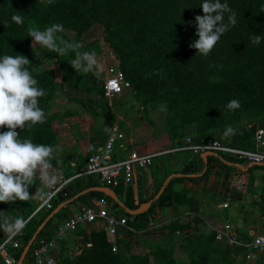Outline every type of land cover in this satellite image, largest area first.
Masks as SVG:
<instances>
[{
  "label": "trees",
  "instance_id": "trees-1",
  "mask_svg": "<svg viewBox=\"0 0 264 264\" xmlns=\"http://www.w3.org/2000/svg\"><path fill=\"white\" fill-rule=\"evenodd\" d=\"M202 3L203 0H53L48 4L47 0H0V56L24 55L29 59L26 67L37 79L38 87L46 92L39 98V106L45 113L53 99L64 96L81 104L94 116L103 117L105 123L113 127L117 115L112 107L121 106L124 99L134 98L143 106L166 102L173 113L167 125V134L173 141L182 146L185 135L191 133L194 143L208 142L215 137L219 126L231 121L232 115L245 111L264 113V40L253 45L250 39L253 35L264 36V0H221L235 11L237 24L221 36L207 56L190 47L198 39L195 17L204 14ZM13 15L22 16L23 23L14 22ZM227 16L225 13V23ZM32 22L41 29L62 24L63 28L75 31L78 39L95 26H101L119 62L116 73H121L131 88L117 96L113 100L116 103L110 106L104 97L105 84L91 73L83 81L73 77L65 85L57 83L52 70L37 72L42 59L32 49L29 36ZM80 51H91L90 46H82ZM74 58V52L64 55L69 64ZM233 99L239 100L241 106L229 111L225 105ZM7 130L6 127L0 129ZM17 131L21 139H31L33 143L51 146L55 140L47 118L42 124ZM225 145L254 151L255 136L246 131L236 132ZM218 154V158L211 156L206 161L201 155H195L173 175L166 171L160 177L165 168H156L153 192L148 198H140L138 204L131 185L126 189L122 207L109 196L91 191L107 187L99 179L92 175L74 178L77 171L67 172V179H74L51 200V209L38 211L40 199L47 195L36 187L33 189L36 196L28 201L0 203V217L27 221L19 249L12 250L15 260L19 262L37 230L60 205L106 200L112 206L113 215L127 219V228L123 231L126 237L117 239V251L106 230L93 231L92 255L77 263L63 256L59 264H178L177 247L188 255L189 264H246L245 248L217 240L215 230L198 229L203 224L201 197L182 187L187 180H209L214 162L238 171L241 169L236 165L245 164L234 155ZM255 169L264 170V167L254 166L247 171ZM162 188H165L164 193L156 199ZM29 192L32 195L30 188ZM167 196L171 199L174 216L163 226L165 241L150 245L149 252H142L140 235L150 229L152 209ZM147 202H152L147 212L134 216L126 211L138 210ZM186 207L189 211L182 213L181 209ZM260 210L264 216V195ZM68 220L66 206L48 221L37 242L54 239L58 227ZM3 232L0 229V244L6 240L7 232ZM30 256L31 252L24 264H29ZM0 264L5 263L0 261Z\"/></svg>",
  "mask_w": 264,
  "mask_h": 264
},
{
  "label": "crops",
  "instance_id": "crops-1",
  "mask_svg": "<svg viewBox=\"0 0 264 264\" xmlns=\"http://www.w3.org/2000/svg\"><path fill=\"white\" fill-rule=\"evenodd\" d=\"M115 131L122 134L124 138L117 140L112 150L107 151V143L115 134ZM169 145L172 149L179 146L167 136L160 140H151L147 144L139 143L134 138L125 141V134L120 130L117 121L113 127H110L106 123L99 128L96 126L84 127L80 129L77 139L72 142V147H75V149L69 155L68 172L77 171L78 174L74 177L76 178L84 170L88 156L95 153L104 155L109 153L113 160H122L132 152L143 155H155L158 154L160 149L169 147ZM172 154L173 156L167 162V168L160 172V177H163L166 171L170 175L175 174V172L183 167L185 162L194 157L190 152ZM244 163L243 166L236 165V167L241 169L240 172L238 170H229L222 164L214 162L211 165L212 174L209 180H187L183 182L182 187L201 197V218L203 224L198 229L207 228L209 230H216L226 224H230L240 243L247 245L253 241L254 237L264 236V216L260 210L261 196L264 195V170L255 169L247 171V168L254 167L255 165ZM150 170L139 176L131 184L136 204H138L140 198H148L153 192L155 180L153 171L151 172ZM61 179L70 180L65 176H61ZM127 188L128 186L121 183L119 187L112 189L123 204ZM49 193L46 195L48 196ZM99 202L100 200H93L91 203L82 202L71 206H68L67 203L64 204L67 206V214L70 219L77 216L82 208L87 206L97 207ZM107 209L112 214V206L109 202ZM188 211V207L181 209L182 213H187ZM173 216L172 202L170 197L167 196L150 213V229L140 235L143 241L141 249L149 252V246L154 245L155 242L147 239H149L150 235L154 234L165 235L163 226ZM100 230H104V221L102 220L93 225L83 226L75 233L69 234L60 240L57 248L51 252V257L55 260V264H59L63 256L69 257L74 263H77L92 255L91 233ZM123 231L124 229L120 231L118 238L123 239L126 237ZM241 247L245 248V252L248 254V249L244 246ZM175 259L178 264H189L188 255L179 247L176 249ZM246 264H264V252H258L255 259L249 261L246 259Z\"/></svg>",
  "mask_w": 264,
  "mask_h": 264
},
{
  "label": "clouds",
  "instance_id": "clouds-1",
  "mask_svg": "<svg viewBox=\"0 0 264 264\" xmlns=\"http://www.w3.org/2000/svg\"><path fill=\"white\" fill-rule=\"evenodd\" d=\"M52 2L47 0L48 4ZM200 7L204 14L195 17L198 39L190 47L207 56L221 36L237 24V19L235 11L227 3H221V0H203ZM225 13L228 14L227 23ZM12 20L23 23V17L19 15H13ZM60 32H63V25L52 24L43 30L30 31L29 36L33 39V45L38 44L59 56L74 52L75 58L69 62L77 73L99 75L104 71V65L98 60L95 50L80 51V43L63 39L57 35ZM250 39L253 45H259L264 36L253 35ZM28 64L29 59L24 55L0 56V129H8L0 131V203L31 199L34 195H30L29 187L37 177L48 185L55 182L54 177H49L48 170L52 168L51 160L56 149L50 145L33 143L31 139H21L17 131L18 128L23 131L46 121V113L39 106V98L45 96L46 92L38 87L37 79L26 67ZM240 106L237 99L225 105L229 111ZM166 110V105H160V111ZM227 131L234 132L231 127ZM26 223L24 218L0 217V229L9 235L20 233Z\"/></svg>",
  "mask_w": 264,
  "mask_h": 264
},
{
  "label": "rangeland",
  "instance_id": "rangeland-1",
  "mask_svg": "<svg viewBox=\"0 0 264 264\" xmlns=\"http://www.w3.org/2000/svg\"><path fill=\"white\" fill-rule=\"evenodd\" d=\"M32 30L40 29L34 22L31 23ZM68 41H75L82 46H90V50H95L98 60L104 65V71L99 75L92 74L99 80L105 81L110 78L118 70L119 62L117 60L114 49L106 40V34L101 26L97 25L80 39L77 38V33L71 29L63 28V32L57 34ZM33 52L41 57V61L37 66V72L44 70H52L55 74V79L58 84H66L73 77L83 81L87 74L77 73L76 70L64 59V56H59L51 50L42 48L38 44L33 45ZM131 88V86H130ZM129 88V89H130ZM128 89V90H129ZM96 99L98 96L92 95ZM116 103L115 101L113 102ZM160 105H166V111H160ZM113 110L117 115V123L119 128L125 134V141L131 138L136 139L139 143L147 144L151 140H160L166 136L173 141L167 134V125L169 120L173 117V113L169 110L166 102L159 105L143 106L136 102L134 98L124 99L121 106H113ZM230 122L219 126L217 133L210 141H221L228 143L236 132L246 131L255 136L257 130L263 129L264 113L263 112H241L239 115H232ZM46 118L51 123L55 132V140L51 146L56 151L54 158L51 160L52 168L48 170L50 178L54 177L55 182L51 185L42 183L39 177L36 178L35 183L29 188L32 195L36 196L33 192L34 187L41 188L46 195L50 191V187L58 186L61 176L67 177L69 169V155L73 153L75 147H72V142L77 139L81 128L84 127H101L105 123V119L101 116H94L84 109V107L76 102L69 101L64 96L57 97L50 102L49 108L46 111ZM231 127L234 132L228 133L227 129ZM78 133V134H75ZM192 134L187 133L183 138L185 143ZM175 142V141H173ZM172 150L171 146L160 149L158 153L168 152ZM172 153H168L155 158L151 172L156 168H167V162L172 157ZM161 170V169H160ZM6 231L4 230L3 233ZM149 241H154V244H163L165 235L154 234L150 235ZM143 252L144 250L141 249ZM181 264V263H180Z\"/></svg>",
  "mask_w": 264,
  "mask_h": 264
},
{
  "label": "built area",
  "instance_id": "built-area-1",
  "mask_svg": "<svg viewBox=\"0 0 264 264\" xmlns=\"http://www.w3.org/2000/svg\"><path fill=\"white\" fill-rule=\"evenodd\" d=\"M129 88L130 83L125 77L121 73L115 72L114 75L105 81L104 97L109 102V105L112 106L113 100ZM123 138L122 134L115 131V134L107 143L106 150L111 151L117 140ZM255 146L254 151H248L234 149L216 140L196 144L192 138H188L182 146H177L168 152L155 155H143L132 152L122 160H113L109 153L105 155L95 153L88 156L84 170L76 178L92 175L111 189L119 187L121 183L129 186L139 176H142L151 169L155 158L168 153L178 152H190L194 156L207 152H221L234 155L239 160L248 164L262 165L264 164V129L257 130L255 134ZM73 179L61 180L58 186L50 187L48 196L40 200L41 205L38 211L42 208L51 209V200ZM107 207L108 202L106 200H100L97 207H84L77 216L70 218L58 227L57 235L54 239H41L38 242L36 240L30 250L29 264H55V260L51 257V252L57 248L59 240H62L69 234L75 233L83 226L96 224L100 220L104 221V230H106L109 240L114 245V251H117V238L120 231L127 228V219L116 217L108 211ZM215 231L217 233V240H226L230 246L246 247L248 249L246 257L248 261L255 259L258 252H264V236L254 237L250 244L242 245L230 224H226ZM23 234V230L16 235H9L7 233L6 240L0 244V261H3L5 264L18 263L12 254V250L19 249L20 239Z\"/></svg>",
  "mask_w": 264,
  "mask_h": 264
},
{
  "label": "water",
  "instance_id": "water-1",
  "mask_svg": "<svg viewBox=\"0 0 264 264\" xmlns=\"http://www.w3.org/2000/svg\"><path fill=\"white\" fill-rule=\"evenodd\" d=\"M202 158L206 161L208 157H216L218 158L219 157V154L217 153H214V152H207V153H203L202 155ZM255 166H262L264 167V164L262 165H255ZM164 189L163 188L160 193L158 194V196L156 197V199H159L161 197V195L164 193ZM91 191H97V192H100V193H103L107 196H109L110 198H112L114 201L116 202H119L120 205L122 207H124V204L121 203L117 197V195L114 193V191L110 188H107V187H101V188H94V189H91ZM66 206V204H62L60 205L51 215L50 217L46 220V222H44L40 228L37 230V232L35 233V235L33 236V238L30 240V242L28 243V245L26 246V248L24 249L23 253H22V256L19 260V262L17 264H23L25 258L27 257V255L29 254L31 248L33 247L34 243L36 242L40 232L42 231V229L45 227V225L48 223L49 220H51L56 214H58L60 212V210L62 208H64ZM152 207V202H147V203H144L140 206V208L138 210H135V211H130L128 209H126V211L130 214V215H134V216H137L139 214H142L144 212H147L150 208Z\"/></svg>",
  "mask_w": 264,
  "mask_h": 264
}]
</instances>
